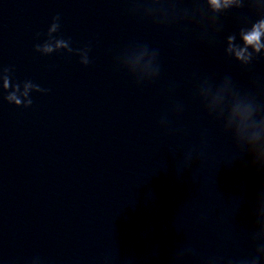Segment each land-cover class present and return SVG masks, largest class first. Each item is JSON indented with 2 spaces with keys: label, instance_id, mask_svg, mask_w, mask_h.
<instances>
[{
  "label": "water",
  "instance_id": "water-1",
  "mask_svg": "<svg viewBox=\"0 0 264 264\" xmlns=\"http://www.w3.org/2000/svg\"><path fill=\"white\" fill-rule=\"evenodd\" d=\"M219 4L0 0V264H264V0Z\"/></svg>",
  "mask_w": 264,
  "mask_h": 264
},
{
  "label": "clouds",
  "instance_id": "clouds-1",
  "mask_svg": "<svg viewBox=\"0 0 264 264\" xmlns=\"http://www.w3.org/2000/svg\"><path fill=\"white\" fill-rule=\"evenodd\" d=\"M210 2L214 7H216V8L220 7L219 0H210ZM225 3L227 4V0H225ZM261 28H264V21H261L259 25L254 27L253 31L250 34L244 36L245 42L247 44L254 45L257 51L261 47V45L259 44V38L261 36V31H260ZM237 58H242V52L237 53ZM5 87H8L7 82L5 83ZM9 99H15V97L14 96L9 97ZM16 102L20 103L19 100H17Z\"/></svg>",
  "mask_w": 264,
  "mask_h": 264
}]
</instances>
